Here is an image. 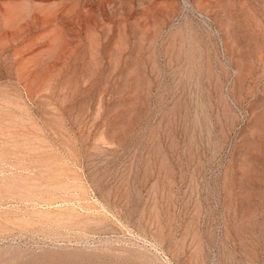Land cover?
Instances as JSON below:
<instances>
[{"label":"rangeland","instance_id":"374dc122","mask_svg":"<svg viewBox=\"0 0 264 264\" xmlns=\"http://www.w3.org/2000/svg\"><path fill=\"white\" fill-rule=\"evenodd\" d=\"M0 264H264V0H0Z\"/></svg>","mask_w":264,"mask_h":264}]
</instances>
